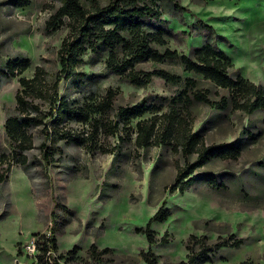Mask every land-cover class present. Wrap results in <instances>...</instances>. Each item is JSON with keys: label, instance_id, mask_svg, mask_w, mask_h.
Segmentation results:
<instances>
[{"label": "rangeland", "instance_id": "374dc122", "mask_svg": "<svg viewBox=\"0 0 264 264\" xmlns=\"http://www.w3.org/2000/svg\"><path fill=\"white\" fill-rule=\"evenodd\" d=\"M81 1L87 9L92 5L91 0ZM97 1L103 7L110 2ZM181 3L187 10L184 22L166 15L164 20L172 35L167 37L166 47L157 49L190 55L194 48L203 46L202 37L191 29L204 21L225 39L219 42V48L235 70L264 88V0H214L205 6L190 0ZM59 6L60 0H31L28 8L20 9L12 0H0V158L14 152L6 120L15 114L17 96L22 91L21 76L7 74L5 65L27 59L30 67L23 78L31 80L36 70L43 68L49 83L55 81L61 71L58 51L67 31L59 29L47 35L45 27ZM107 59V54L86 56L78 75L62 81L60 96L85 115L83 120L86 116L90 120H66L54 129L53 166L44 167L40 151L43 126H34L29 131L34 149L26 154L30 166L27 170L13 166L8 181L0 183V264H38L25 247L30 240L38 241L37 235L50 234L51 213L57 203L74 218L56 236V258L78 248L74 256H68L69 262L64 258L62 264H145L141 252H147L149 244L137 230L144 231L162 207L171 217L164 224L154 223L152 230L158 238L168 233L170 245L153 246L159 264L186 261L185 246L191 235L206 236L215 243L229 234L246 242L239 249H221L210 264H264V112L247 116L235 110L231 101L225 111L195 101L197 91L205 92L213 104L227 92L185 73L179 61L137 65V72L165 70L197 81L198 86L188 91L192 106L189 110L181 107L180 118L189 122L208 146L238 142L242 148L238 160L211 161L196 172V183L184 195H172L170 189L176 184L179 168L197 160V155L185 157L182 153L186 125L174 121L167 130L170 120L162 118L159 144L139 151L135 141L138 122L167 115L173 99L185 90V83L175 86L154 78L148 87L139 88L112 73ZM110 90L117 94L111 120L116 119L120 108L134 107L144 100L161 105L162 110L132 121L129 128L122 125L115 136L106 138L100 132L95 137L92 125L102 117L95 103ZM43 112L49 114L45 106ZM48 127L53 128L50 124ZM113 153L118 155L115 164ZM212 178L224 184V190L212 188ZM93 244L99 250L110 249L111 254L100 262L92 260L89 249Z\"/></svg>", "mask_w": 264, "mask_h": 264}, {"label": "trees", "instance_id": "16d2710c", "mask_svg": "<svg viewBox=\"0 0 264 264\" xmlns=\"http://www.w3.org/2000/svg\"><path fill=\"white\" fill-rule=\"evenodd\" d=\"M182 0H110L105 7L97 0H91V7L87 9L81 0H60V6L50 17L45 27V34L50 35L59 29L67 31L58 51V60L61 71L53 83L47 80V73L43 68L36 70L33 79L28 80L22 75L30 67L27 59H16L5 65L7 74L16 78L19 74V83L22 91L17 96V108L14 115L6 120V132L13 145L12 156L3 155L0 158V183L8 181V175L13 166L17 165L24 170L30 166L26 154L34 149V138L29 131L34 126H43V143L40 146L41 159L44 167L53 166V158L56 153L51 146L55 139L54 129L59 128L66 120L78 122L89 121L90 117L74 109L67 98L60 96L62 81H69L78 75V70L86 56L96 57L108 55L107 65L110 71L116 75L124 76L132 85L146 88L154 78H160L167 84L179 86L185 83V90L172 101V106L167 115L156 116L151 121H140L137 124V137L135 146L139 151L148 150L159 144L160 120H170L167 130H171L174 121L185 124L182 135V153L185 157L197 155V160L185 168H179L176 184L170 189V193L185 194L196 183V172L203 169L213 160L236 161L242 155V148L238 142L219 145H206L205 141L194 133L189 122L180 118V108L189 110L192 99L188 91L198 86L193 79L184 80L165 70H154L141 73L136 71V66L142 63L161 65L167 62L179 61L185 73L194 74L203 78L206 82L227 92L219 103H211L205 92L197 91L194 99L197 102L215 105L220 111L229 107V101L237 111L247 116L258 112H264V88L245 79L235 70L231 59L219 48V42L225 39L217 36L215 29L200 21L193 26L191 33L195 32L203 39V46L194 48L190 55L179 54L177 51L166 49L160 51L157 47L167 46V37L172 35L166 15H170L184 22L186 8L182 6ZM194 4L208 5L214 0H190ZM14 6L20 9L28 8L31 0H12ZM117 94L110 90L106 97L99 103H95L101 119L92 125L94 136L100 132L106 138L115 136L120 132L121 126L129 128L132 121L143 118L145 115L158 114L162 110L161 105H150L146 100L130 108H120L116 119L111 120L110 114L114 110ZM45 106L49 114L43 112ZM50 116V117H49ZM46 122V123H45ZM174 122V123H173ZM49 124L53 128H49ZM166 129V127H165ZM250 136V135H249ZM253 138V137H252ZM75 142V141H69ZM112 153V151H110ZM114 154V164L118 155ZM209 185L215 190H224L225 185L218 183L215 178L209 180ZM63 212L61 216L58 212ZM70 217V218H69ZM170 211L162 207L149 221L146 229L137 230L138 234L146 237L149 244L147 252H141L145 264H159L158 257L153 253L155 245H170L169 235L166 233L158 238L152 230L154 223L164 224L168 222ZM52 226L49 235H37L38 252L36 260L38 264H62L61 260L69 262V257L74 256V251L66 256L58 253L57 234L63 233L62 228L72 221L67 208L57 203L51 213ZM246 239L229 234L227 237H219L215 243H211L208 237L191 235L186 243L187 259L180 264H210L214 255L224 248L239 249ZM110 249L99 250L93 244L89 249V257L100 262L104 256L110 255ZM69 256V257H68ZM64 264V263H63ZM67 264V263H65ZM248 264V263H245Z\"/></svg>", "mask_w": 264, "mask_h": 264}, {"label": "built area", "instance_id": "2783aa9c", "mask_svg": "<svg viewBox=\"0 0 264 264\" xmlns=\"http://www.w3.org/2000/svg\"><path fill=\"white\" fill-rule=\"evenodd\" d=\"M26 249H25V252L28 254V255H30V256H32V255H35L36 256V258H37V255L36 254H39V252H38V241H35V240H30L28 243H27V245H26V247H25Z\"/></svg>", "mask_w": 264, "mask_h": 264}]
</instances>
